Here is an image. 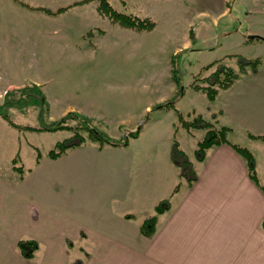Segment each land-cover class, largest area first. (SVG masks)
I'll use <instances>...</instances> for the list:
<instances>
[{
  "label": "rangeland",
  "instance_id": "obj_1",
  "mask_svg": "<svg viewBox=\"0 0 264 264\" xmlns=\"http://www.w3.org/2000/svg\"><path fill=\"white\" fill-rule=\"evenodd\" d=\"M206 1L0 0V105L8 92L18 98L20 90L28 86H38L46 98L44 106L11 108L10 118L16 125L37 129L73 113L86 118L85 124L68 120L85 139L92 129L122 140L140 128L139 139L126 152L94 149L84 152L85 157L76 164H56L48 159L40 174L60 178L67 169L81 165L86 174L91 167L98 176L107 175L109 170L114 172L105 164L110 159H126L122 162L128 166L130 152L144 153L148 145L163 147L174 138L175 129L168 124L177 109L187 121L200 115L195 112L206 114L209 99L203 89L213 88L216 78L211 73L229 67L234 74L244 75L241 58L260 52L264 55L263 45L250 53L249 47L242 45L237 18L245 7L238 0L222 6ZM109 12L153 23L154 27L127 28ZM235 13L238 16L234 19ZM233 77L226 73L221 78L225 82ZM221 90L218 88V94L223 102L229 96ZM173 98L177 101L171 112L155 110ZM206 119L217 129L222 126L215 117ZM178 123V128L182 127L179 113ZM182 131L177 137L182 138ZM190 131L196 138L207 132ZM72 135L70 130L21 131L0 117L1 181L13 173L11 159L15 154L30 167L35 164L36 149L46 157L58 142ZM228 138L242 141L234 132ZM182 142L193 157L196 141ZM141 158L152 161L146 153ZM259 177L264 184V173ZM91 180L88 190L107 189L103 178L97 186ZM58 183L56 188H60Z\"/></svg>",
  "mask_w": 264,
  "mask_h": 264
},
{
  "label": "crops",
  "instance_id": "obj_2",
  "mask_svg": "<svg viewBox=\"0 0 264 264\" xmlns=\"http://www.w3.org/2000/svg\"><path fill=\"white\" fill-rule=\"evenodd\" d=\"M228 1L206 2L222 6ZM238 4L245 7L237 18L240 38L250 53L264 47V0H238ZM233 14L235 19L238 15ZM260 53L245 55L248 61H260L257 71L248 66L232 86L220 91L229 97L223 102L219 94L215 100L208 98L206 114L195 112L204 118L215 116L219 126L230 127L242 139L211 147L204 161L196 158V149L192 148V157L183 146L182 140L198 144L202 135L196 138L194 132L178 128L179 109L168 124L175 129L174 138L163 147L143 148L152 161L141 158L144 153L130 152L128 166L122 162L126 159L107 160L105 164L114 170L107 175L98 176L91 167L86 174L81 165L67 169L60 178L40 174V169L48 159L76 164L84 152L94 149L126 152L140 136L125 147L100 148L88 142L57 159L44 156L38 162L36 156L30 167L20 156L23 174L12 168L15 154L13 173L0 179V264H264V184L259 177L264 173V55ZM174 140L193 164L197 178L191 185L172 160ZM232 144L253 154L259 185ZM100 178L107 189L88 190L91 179L97 186ZM57 182L60 188L54 186ZM166 199L171 206L157 216L155 234L144 235L141 225ZM20 241L38 245L32 258L20 251Z\"/></svg>",
  "mask_w": 264,
  "mask_h": 264
},
{
  "label": "trees",
  "instance_id": "obj_3",
  "mask_svg": "<svg viewBox=\"0 0 264 264\" xmlns=\"http://www.w3.org/2000/svg\"><path fill=\"white\" fill-rule=\"evenodd\" d=\"M110 16L117 22L121 23L123 26L127 28H137V29H145V30H151L154 27L153 23H146L144 20H136L132 19L131 17L117 14L115 12L110 13ZM240 61L242 64V71H244L247 66H250L253 71H257L258 64L260 63L259 60L254 61H248L244 58H241ZM212 66V64L210 65ZM218 68L215 70L212 76L215 77L213 83L214 85L212 87L204 88V92L207 94L208 98L210 100H215L218 95V88L219 89H227L230 86L234 84V82L239 78V75L236 73L234 74V70L232 68ZM226 73L233 74L234 77L226 78L225 82L222 81V76H225ZM229 75V74H227ZM179 83V81H178ZM216 86V87H215ZM46 98L40 88L38 86L34 87H25L20 90V96L18 98L15 97V94L13 92H8L6 99L4 100V103L0 105V117H2L6 122L9 123L10 126L21 130V131H45V132H56L60 130H67L72 131L73 135L72 137L66 139L63 142H58L55 147L50 150L46 156L51 159H57L64 154H66L69 150L74 149L78 146L84 145L88 142H94L97 143L100 148L105 145H110L114 147H125L128 146L130 139L137 138L140 133V128L136 132L131 133L128 137L123 138L122 140H114L105 134H102L101 132L97 130H91L90 131V137L89 139H85L82 137L80 132L73 127V125L68 123V120L76 119L79 120L80 123H86V118L73 113H68L66 116H64L61 120L57 122H53L47 125H43L41 128H34V127H21L19 125H16L10 118V112L9 110L11 108H18L23 109L26 106H34V105H45ZM177 101V98H173L172 100L166 101L161 103L160 105L155 107V110H169L171 108H175V103ZM215 117V116H214ZM216 118V117H215ZM179 121L182 123V126L185 127L187 130H207L205 135L202 137V139L199 140L197 144V148L195 150L196 158L199 161H204L207 151L214 146L220 145L222 143H230L229 134L231 133L232 129L228 126H221L220 128H216L214 124H212L210 121H208L206 118H204L201 115H198L194 118L192 121H187L184 119L183 115L179 113ZM90 130V129H89ZM234 148L238 151V153L244 158L246 161L249 175L252 178V180L259 185L257 170H256V160L253 156V154L246 148L240 147L238 145L232 144ZM37 150V161L39 162L44 155L41 154V152ZM21 157L18 153L14 159L12 160V168L13 170L17 171L20 174H23L24 167L20 163ZM172 160L175 163L176 166L180 169V177L185 179L186 182L191 185L194 180H196V172L194 170L193 164L188 158V156L180 149L179 144L176 140L173 142L172 147ZM180 188V184L176 186V191ZM264 190V188H263ZM171 203L169 199L161 201L155 208L156 215L151 217L150 219H146L144 223L141 225L140 229L141 232L146 236H152L155 234L157 230V216L160 214H163L167 212L170 209ZM18 247L20 251L29 258H32L34 255V251L38 248V245L34 241H20L18 244Z\"/></svg>",
  "mask_w": 264,
  "mask_h": 264
}]
</instances>
